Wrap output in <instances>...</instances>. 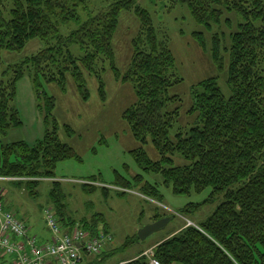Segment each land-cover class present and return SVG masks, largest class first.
<instances>
[{"label": "trees", "instance_id": "trees-1", "mask_svg": "<svg viewBox=\"0 0 264 264\" xmlns=\"http://www.w3.org/2000/svg\"><path fill=\"white\" fill-rule=\"evenodd\" d=\"M105 2L90 13V0H0V177L24 184L30 191L40 180L55 177L58 162L77 158L73 148L59 140L55 119H49L55 100L44 92L43 85L63 86L70 73L87 98L81 68L97 74L101 69L97 61L108 60L114 76L128 82L134 91V103L123 112L133 138L145 144L150 137L160 154V159L153 160L141 149L133 151L140 167L162 176L174 194L206 189H210V197L223 194L222 202L204 222L184 225L154 246L153 257L159 264H264V0H172L186 5L194 21L207 30L223 22V11L235 12L241 19L237 30L229 34L228 50L225 48L230 96H224L215 77L202 80L192 96L189 112H196L197 119L189 128L175 127L180 113L172 106L178 98L169 89L181 79L175 73L168 42L158 39L149 13L137 0ZM127 10L138 17L140 30L132 43L129 68L121 76L113 64L111 40L119 14ZM80 11L88 16L83 19ZM224 21L232 26L230 19ZM71 23L76 29L62 34L61 29ZM193 36L205 46L202 33ZM35 38L43 44L36 53L18 63L5 62L3 52H21ZM220 43L216 34L211 52L219 68L223 62ZM72 44H78L84 54L72 55L68 50ZM26 74L31 78L44 132L31 143L6 142L8 132L24 124L15 100L17 84ZM102 89L100 81L101 93ZM169 154L180 155L188 164L173 166ZM117 181L120 188H137L158 201L163 198L158 185L143 176ZM91 182L84 180L83 188L94 189ZM102 190L108 193L107 188ZM50 194L49 208L63 229L71 230L80 223L90 237L109 234L101 215L91 221L70 216L59 181H53ZM201 205L189 203L181 212L196 211ZM163 216L167 214L156 213L152 221ZM88 256L83 252L82 262L92 264ZM122 264L150 261L140 253Z\"/></svg>", "mask_w": 264, "mask_h": 264}, {"label": "rangeland", "instance_id": "rangeland-1", "mask_svg": "<svg viewBox=\"0 0 264 264\" xmlns=\"http://www.w3.org/2000/svg\"><path fill=\"white\" fill-rule=\"evenodd\" d=\"M105 3V0H90L88 10L90 13L96 12ZM136 3L149 13L158 39L168 42L174 56L175 73L181 79L169 89V94L178 98L172 106L177 107L180 113L175 127L189 128L197 119L196 112H189L193 105L192 96L202 80L215 77L224 96H230L227 84L229 54L225 50L230 46V32L237 30L241 19L235 12L223 11V22L207 30L194 21L186 5L173 3L172 0H137ZM80 15L83 19L88 16L82 11ZM226 19L231 20V27L225 23ZM74 29L76 26L71 23L62 28L61 32L68 34ZM139 30L140 21L134 11H121L111 40L113 64L121 76L129 68L132 43ZM194 33L203 34L205 46L193 36ZM216 34L221 39L223 62L220 68L215 64L211 52L212 40ZM41 47L43 44L35 38L21 52H3V59L5 62L18 63ZM68 50L75 57L84 54L78 44L70 45ZM96 65L101 68L97 74L81 68L85 79L83 90L86 89L87 98L81 94L70 73L66 74L63 86L58 83L43 85L44 92L55 100L49 119H55L59 140L70 145L77 158L58 162L54 169L55 177L40 180L34 190L29 191L26 185L16 181H0V196H3L1 201L7 203L5 206L15 210V215L27 223L31 234L49 239L50 231L45 223L44 210L52 206L50 192L53 181H59L70 216L91 221L96 215H101L109 227L112 239L104 246V252L88 256L93 260L92 264H122L140 253L146 254L155 245L177 233L188 224L187 221L193 225L204 222L222 202L223 194L210 197V189L202 193L191 192L189 195L174 194L171 186L164 184L162 176L146 172L140 167L132 155L133 151L141 149L153 160L160 159V154L150 137L145 144L136 141L123 118L125 109L135 101L133 88L122 78L114 76L108 60L97 61ZM99 74L100 78L96 76ZM30 81L28 74L22 78L15 100L23 127L10 130L4 139L6 142L26 140L31 143L44 132L42 114L34 107V97L33 103H28L23 89V84H31ZM100 81L103 82L102 93ZM33 109L36 111V119L32 120ZM38 123L41 125L38 126ZM168 156L173 159V166L188 164L178 154ZM168 166L166 163V167ZM133 176H143L145 181L156 183L163 196L161 201L145 196L137 188L123 189L116 186L119 185L117 180H131ZM88 179L93 180L91 183L95 186L94 189L83 188L82 182ZM103 187L108 189L106 195ZM121 191L125 193L119 195ZM189 203L202 205L196 211L182 213V208ZM22 213L25 214L24 219ZM156 213H166L169 221L161 229L139 238V230L152 223ZM74 227H81V224L76 223ZM131 239L133 242L129 243Z\"/></svg>", "mask_w": 264, "mask_h": 264}, {"label": "built area", "instance_id": "built-area-1", "mask_svg": "<svg viewBox=\"0 0 264 264\" xmlns=\"http://www.w3.org/2000/svg\"><path fill=\"white\" fill-rule=\"evenodd\" d=\"M44 219L50 240L39 244L26 225L3 208L0 196V253L12 256L14 264H81L83 252L98 255L111 241V236L103 232L90 237L81 227L63 229L50 208L44 210ZM145 255L150 264H159L151 250Z\"/></svg>", "mask_w": 264, "mask_h": 264}, {"label": "crops", "instance_id": "crops-1", "mask_svg": "<svg viewBox=\"0 0 264 264\" xmlns=\"http://www.w3.org/2000/svg\"><path fill=\"white\" fill-rule=\"evenodd\" d=\"M24 85V87H23V89H24V91H25V94H26V97H27V101H28V103H29V101H31V103H33V97L34 96H32V92H33V90H32V88H31V84L30 83H25V84H23ZM19 90H20V81H19V83H18V86H17V96H18V92H19ZM33 104H35V102L33 103ZM34 107H35V105H34ZM35 109H33L32 110V113H31V116H32V120L35 118ZM36 119V118H35ZM38 126H40L41 124L40 123H38L37 124ZM37 131L39 132V130L37 129ZM42 135H39V137H41ZM38 137V138H39ZM37 139V138H36ZM29 142V141H28ZM33 142V141H32ZM0 187H2V186H0ZM2 200H3V198H2ZM3 204H4V208H6V210H12L13 211V213L15 214L16 212H15V210H13V209H10V208H8L7 206H5V204H7L6 202H3ZM23 216L25 217V214L24 213H22V218H23ZM24 219V218H23ZM24 224L26 225V226H28L27 225V223L24 221ZM29 228V227H28ZM28 231H29V234L30 235H32V236H35L36 237V239H38L39 241H37L39 244H44V243H47V242H49V240H50V238L49 239H44L42 236L39 238L38 236H36L35 234H31V231L28 229ZM0 264H14V262H13V257L12 256H9V255H4V254H2V253H0Z\"/></svg>", "mask_w": 264, "mask_h": 264}, {"label": "water", "instance_id": "water-1", "mask_svg": "<svg viewBox=\"0 0 264 264\" xmlns=\"http://www.w3.org/2000/svg\"><path fill=\"white\" fill-rule=\"evenodd\" d=\"M169 219H170L169 217L164 216V217H161L158 220L153 221L152 223L142 227L138 232V237L142 239L145 236L161 229L165 225V223H167L169 221Z\"/></svg>", "mask_w": 264, "mask_h": 264}]
</instances>
